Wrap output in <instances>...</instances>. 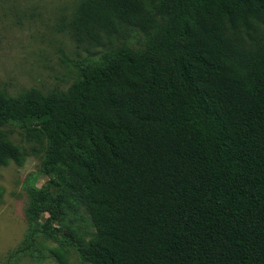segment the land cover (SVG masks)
<instances>
[{
    "label": "trees",
    "instance_id": "16d2710c",
    "mask_svg": "<svg viewBox=\"0 0 264 264\" xmlns=\"http://www.w3.org/2000/svg\"><path fill=\"white\" fill-rule=\"evenodd\" d=\"M122 29L147 42L65 91L0 90V126L43 145L49 176L16 252L83 208L95 232L73 246L87 264H264V0H82L68 23L79 46ZM25 156L0 132V167Z\"/></svg>",
    "mask_w": 264,
    "mask_h": 264
},
{
    "label": "rangeland",
    "instance_id": "374dc122",
    "mask_svg": "<svg viewBox=\"0 0 264 264\" xmlns=\"http://www.w3.org/2000/svg\"><path fill=\"white\" fill-rule=\"evenodd\" d=\"M81 1L0 0V90L12 97L29 89L65 91L104 53L123 44L142 48L147 42L143 31L122 29L104 46L77 45L68 23ZM0 132L26 154L22 164L11 161L0 167V264H57L53 250L58 248L67 252L68 264H87L73 246L74 239L87 242L95 232L83 208L53 225L55 238L38 236L29 249L16 252L28 236L29 191L43 186L49 176L40 171L44 147L25 128L13 123L0 126Z\"/></svg>",
    "mask_w": 264,
    "mask_h": 264
}]
</instances>
